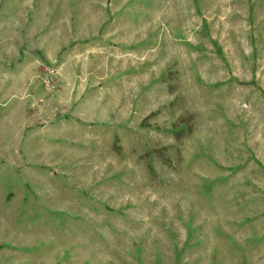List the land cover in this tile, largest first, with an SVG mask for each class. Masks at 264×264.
<instances>
[{
    "label": "rangeland",
    "instance_id": "1",
    "mask_svg": "<svg viewBox=\"0 0 264 264\" xmlns=\"http://www.w3.org/2000/svg\"><path fill=\"white\" fill-rule=\"evenodd\" d=\"M0 264H264V0H0Z\"/></svg>",
    "mask_w": 264,
    "mask_h": 264
},
{
    "label": "trees",
    "instance_id": "2",
    "mask_svg": "<svg viewBox=\"0 0 264 264\" xmlns=\"http://www.w3.org/2000/svg\"><path fill=\"white\" fill-rule=\"evenodd\" d=\"M151 115H153V113H152ZM151 115H149L148 117H146V118L143 120V122H142V126H148V125H149V123H148V119H149V117H150ZM185 122H187V121H185ZM191 131H192V127H191L190 125L187 127V129H186V128H177V129H175V136H176L177 140H181V139L185 136V134H188V133H190ZM115 148H116L118 151H120V147L116 146ZM157 151L160 152V153H159L160 155L162 154V153H161V149H158ZM165 157H166V156H165ZM148 165H149V169H150V171H151V172H154V168H153L152 163H149Z\"/></svg>",
    "mask_w": 264,
    "mask_h": 264
}]
</instances>
